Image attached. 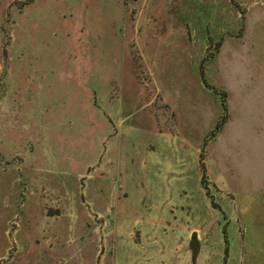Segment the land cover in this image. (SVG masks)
Instances as JSON below:
<instances>
[{"label": "rangeland", "instance_id": "rangeland-1", "mask_svg": "<svg viewBox=\"0 0 264 264\" xmlns=\"http://www.w3.org/2000/svg\"><path fill=\"white\" fill-rule=\"evenodd\" d=\"M0 264H264V0H0Z\"/></svg>", "mask_w": 264, "mask_h": 264}, {"label": "water", "instance_id": "water-1", "mask_svg": "<svg viewBox=\"0 0 264 264\" xmlns=\"http://www.w3.org/2000/svg\"><path fill=\"white\" fill-rule=\"evenodd\" d=\"M190 249L194 257L197 256L199 250L198 235L196 232H193L190 236Z\"/></svg>", "mask_w": 264, "mask_h": 264}, {"label": "trees", "instance_id": "trees-1", "mask_svg": "<svg viewBox=\"0 0 264 264\" xmlns=\"http://www.w3.org/2000/svg\"><path fill=\"white\" fill-rule=\"evenodd\" d=\"M222 106H223V110L224 111H226V105H225V103L222 101ZM226 120V116H224V117H222V119L217 123V125H216V130H219L221 127H222V125H223V122ZM212 136H214V134L212 133Z\"/></svg>", "mask_w": 264, "mask_h": 264}]
</instances>
